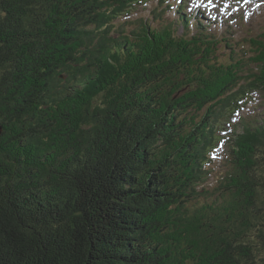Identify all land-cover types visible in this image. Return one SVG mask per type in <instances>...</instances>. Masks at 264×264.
Instances as JSON below:
<instances>
[{"label":"trees","instance_id":"16d2710c","mask_svg":"<svg viewBox=\"0 0 264 264\" xmlns=\"http://www.w3.org/2000/svg\"><path fill=\"white\" fill-rule=\"evenodd\" d=\"M140 2L0 0V264H264L263 114L201 186L264 42L240 73L198 12L117 29Z\"/></svg>","mask_w":264,"mask_h":264},{"label":"rangeland","instance_id":"374dc122","mask_svg":"<svg viewBox=\"0 0 264 264\" xmlns=\"http://www.w3.org/2000/svg\"><path fill=\"white\" fill-rule=\"evenodd\" d=\"M145 1L147 2H140L139 5L131 8L129 14L116 19L114 23L117 29L121 27L125 32H129L141 19L152 21L151 24L157 26L160 22L158 20V22H155L156 20H152V18H157L156 16L160 12L164 16L163 20L174 21L177 18L176 9L179 5L182 7V15H190L188 24H191L196 12L199 11L201 13L199 19L205 20L203 24L206 32L227 39L226 43L233 48V63H238L237 68L240 73L248 68L252 69L255 74H259L262 65L259 67V65L250 60L256 58L253 56L259 50L258 43L264 42V0H211V4L209 0H184V2H180V0H177V2L176 0H167L162 5L157 0ZM169 6L171 7L169 8ZM191 30L193 33L194 29L191 28ZM176 31L177 34L181 35L183 27L178 25ZM113 36H116L115 32ZM229 52L225 47V43L221 42L218 55L225 56L224 58H219V61L228 62ZM255 74L249 75V81L253 79ZM64 78L60 76V79L64 80ZM259 97V94L253 95L254 104L252 105H250V101L243 105L244 102L242 100H237L236 104L237 106L239 105V111L236 113L233 111L232 115L230 114V109H235V106L230 101L226 102L222 106V109H218V115L212 120L214 134L220 140L216 144V153L218 154L215 159L211 158L213 165H210V167L215 171L214 175L209 176L203 185L200 184L202 187L210 188L216 182L217 176L225 170V167H222L221 160H223V156L227 154L230 148L236 150L238 141L233 140L236 139V134L242 131L241 122H243V119L246 120L250 116L264 115V100L261 103L262 101ZM200 113L202 114L203 111ZM0 132L2 133L1 129ZM259 170L264 173V161L262 160L260 161ZM261 223L264 224V218L261 220ZM255 232L253 231L252 233L253 238L257 234ZM257 243L259 244V242Z\"/></svg>","mask_w":264,"mask_h":264},{"label":"snow or ice","instance_id":"6c2138e0","mask_svg":"<svg viewBox=\"0 0 264 264\" xmlns=\"http://www.w3.org/2000/svg\"><path fill=\"white\" fill-rule=\"evenodd\" d=\"M209 3L211 4V0H209Z\"/></svg>","mask_w":264,"mask_h":264},{"label":"bare ground","instance_id":"6f19581e","mask_svg":"<svg viewBox=\"0 0 264 264\" xmlns=\"http://www.w3.org/2000/svg\"><path fill=\"white\" fill-rule=\"evenodd\" d=\"M230 28V27H229Z\"/></svg>","mask_w":264,"mask_h":264}]
</instances>
